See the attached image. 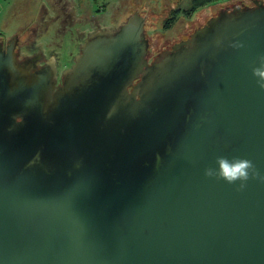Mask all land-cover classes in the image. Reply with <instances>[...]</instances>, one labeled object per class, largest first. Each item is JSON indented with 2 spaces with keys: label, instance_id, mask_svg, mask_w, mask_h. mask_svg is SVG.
<instances>
[{
  "label": "water",
  "instance_id": "obj_1",
  "mask_svg": "<svg viewBox=\"0 0 264 264\" xmlns=\"http://www.w3.org/2000/svg\"><path fill=\"white\" fill-rule=\"evenodd\" d=\"M243 1L151 62L134 11L60 84L0 47V264H264V0Z\"/></svg>",
  "mask_w": 264,
  "mask_h": 264
},
{
  "label": "rangeland",
  "instance_id": "obj_2",
  "mask_svg": "<svg viewBox=\"0 0 264 264\" xmlns=\"http://www.w3.org/2000/svg\"><path fill=\"white\" fill-rule=\"evenodd\" d=\"M62 1L0 0V40L18 35L19 42L27 43L30 53L40 51L46 58L55 54L57 68L63 70L79 53L80 41L95 30L114 31L127 15L138 11L145 18V33L153 57L187 37L215 15L216 8L237 0H218L195 11H190L192 0ZM243 3L251 5L252 0ZM168 21L171 22L165 28Z\"/></svg>",
  "mask_w": 264,
  "mask_h": 264
},
{
  "label": "clouds",
  "instance_id": "obj_3",
  "mask_svg": "<svg viewBox=\"0 0 264 264\" xmlns=\"http://www.w3.org/2000/svg\"><path fill=\"white\" fill-rule=\"evenodd\" d=\"M259 60L261 66L264 67V56L259 57ZM254 74L257 73L254 71ZM218 164L219 167L215 174L230 184L239 182L238 186L240 189L244 188L245 182L249 179L250 175H256L251 161L248 160L235 159L232 162H228L221 159L218 161ZM205 174L212 176L214 173L211 169H208L205 171ZM260 179L264 180V177H260Z\"/></svg>",
  "mask_w": 264,
  "mask_h": 264
},
{
  "label": "flooded vegetation",
  "instance_id": "obj_4",
  "mask_svg": "<svg viewBox=\"0 0 264 264\" xmlns=\"http://www.w3.org/2000/svg\"><path fill=\"white\" fill-rule=\"evenodd\" d=\"M207 21V20H206ZM204 24V23H203ZM203 24H201L200 26H202ZM200 26H198V27H200ZM197 27V28H198ZM197 28H195V29H197ZM195 29H193L192 31H194ZM192 33V32H191ZM190 34H188L187 35V37L189 36ZM187 37H185V38H182V39H180L179 41H181V40H184V39H186ZM16 36H13L12 38H10L9 40L7 39V38H3L2 40H0V47H2L3 49H5L6 48V46H7V44L9 43V42H13L14 40L16 41ZM20 40H19V38L17 37V43H16V47H15V50L18 52V59L20 60V61H23V60H25V59H29V58H31V57H36V59L38 60L36 63V66L37 67H40V66H42L44 63H46L47 61H52L53 60V64H54V66H55V68H56V73H55V77H56V81H57V84H60V81H61V77H62V73L66 70V69H68L69 67H71V65L73 64V61H74V58L79 54H77V55H75V56H73V58L71 59L72 60V64L70 65V66H68V67H66V68H64L63 70H59V68H57V64H59V62H58V58L55 56V54H54V58H52L51 56L50 57H45L44 56V54L42 53V52H40V51H35V52H31L30 53V50H29V48H28V45H27V43H20L19 42ZM83 42H84V40H83ZM83 42H79V44L77 45V48H78V52H80V49H81V45L83 44ZM171 47V45L168 47V48H166V49H169ZM166 49H163V50H166ZM27 52H26V51ZM163 50H161V51H163ZM160 51V52H161ZM160 52H158L157 54H155L153 57H150V50H149V53H148V61L149 62H151ZM37 54H40V56H37Z\"/></svg>",
  "mask_w": 264,
  "mask_h": 264
},
{
  "label": "trees",
  "instance_id": "obj_5",
  "mask_svg": "<svg viewBox=\"0 0 264 264\" xmlns=\"http://www.w3.org/2000/svg\"><path fill=\"white\" fill-rule=\"evenodd\" d=\"M215 1H218V0H192L191 1V6H190V11H195L196 9L200 8V7H203L204 5L206 4H209V3H212V2H215ZM188 12V11H187ZM133 13V12H132ZM130 13V14H132ZM129 14V15H130ZM127 15L120 23V25L126 20V18L129 16ZM171 21H168L164 24V27L167 28L170 24ZM119 25V26H120ZM118 28V27H117Z\"/></svg>",
  "mask_w": 264,
  "mask_h": 264
},
{
  "label": "crops",
  "instance_id": "obj_6",
  "mask_svg": "<svg viewBox=\"0 0 264 264\" xmlns=\"http://www.w3.org/2000/svg\"><path fill=\"white\" fill-rule=\"evenodd\" d=\"M56 1H58V2H63L62 0H56ZM66 1V0H65ZM72 16V15H71ZM81 42V41H80Z\"/></svg>",
  "mask_w": 264,
  "mask_h": 264
}]
</instances>
